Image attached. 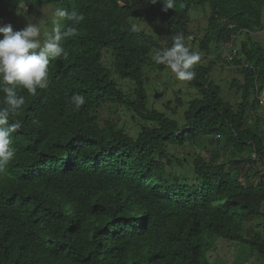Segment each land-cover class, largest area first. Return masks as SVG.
Masks as SVG:
<instances>
[{
    "label": "trees",
    "instance_id": "trees-1",
    "mask_svg": "<svg viewBox=\"0 0 264 264\" xmlns=\"http://www.w3.org/2000/svg\"><path fill=\"white\" fill-rule=\"evenodd\" d=\"M23 1L58 4L84 19L62 42L67 59L50 60L48 87L34 95L18 89L25 104L10 122L22 127L0 172V264H217L230 243L242 259L264 261V223L255 222L264 214V115L256 98L264 92V48L248 37L262 29L264 0H174L167 12L151 0H0V25ZM191 8H202L206 21L197 46L206 62L193 66L187 86L196 96L178 124L147 106L144 68L176 35L188 48L190 35L196 42ZM134 19L158 22L165 34L155 38ZM241 29L236 55L223 60L220 47ZM215 64L239 74L226 82L239 94L235 104L210 78ZM114 75L133 83L131 95ZM75 95L85 98L79 109ZM107 105L123 107L133 135L101 121ZM195 142L208 155L196 154L189 168L174 149Z\"/></svg>",
    "mask_w": 264,
    "mask_h": 264
},
{
    "label": "rangeland",
    "instance_id": "rangeland-1",
    "mask_svg": "<svg viewBox=\"0 0 264 264\" xmlns=\"http://www.w3.org/2000/svg\"><path fill=\"white\" fill-rule=\"evenodd\" d=\"M27 3V1L21 2L17 9L9 14L0 26L10 23L13 27V31H19L26 27L28 23H35L40 28V36L38 38L41 40V42H43V40L52 33V30L55 26L54 21L56 20L55 11L58 7L60 8V6L58 4H35L33 2H30L29 4ZM25 5H27V9H25ZM195 10V8H191L189 10V15H191L189 17L190 19L188 27L189 30L195 36H197V39L196 42H191L190 39L193 37V35H190L186 39L185 43L189 46L190 51L200 53L197 50L198 38L203 33L206 21L204 20L203 14L201 12L202 8H198L197 13H192ZM132 21H135L134 25L137 28L144 30L155 38L162 37L165 34L164 25L158 22H147L137 19ZM260 23L262 29L250 31L248 33V37L250 38V41H253L260 47L264 48V2L261 5ZM228 28L233 29L229 26ZM237 32L240 34L236 35V39H233L236 40V45L238 46L240 41L244 39V34L246 31L245 29H241ZM2 38V35H0V39ZM247 45L250 46L249 43ZM156 53L157 51H153L150 54L149 66L144 68V74L146 77V82H144V90L147 95V106L162 111L163 113L165 112L169 117L175 118L178 124H182L184 120L182 114L184 108L188 104V101L192 97L196 96V92L187 86V81L178 80L175 76V73H173L166 65L162 66L161 68L158 67L155 61ZM237 57H239L238 53ZM110 58V51L103 50V61L107 64ZM199 62H202L201 64H203V62L206 61L200 57L197 63ZM236 72L237 71L235 68L230 69L215 64L213 66V70H210L209 73L210 78L220 86L221 95H223V97L232 104H235V102L239 101V94L235 92L234 88L231 89L227 87L228 84L226 85V82L230 81V79L233 77L238 78L239 74ZM114 78L116 80V84H118L122 91H124L127 95H131L133 93L134 85L131 81L127 79H119L116 75H114ZM155 95L157 96L155 97ZM177 98L180 100L179 102H176ZM165 104L169 105L168 108H166ZM257 109L258 114L262 113L264 115V109L260 105L257 106ZM98 115L101 121H116L118 126H122L130 135H133L136 131V125L133 124L129 116L123 112L122 106H104L99 110ZM136 123L139 122L137 121ZM140 123L142 124L143 122ZM174 151L178 156L182 155V153L186 154L185 161L188 163L187 167L189 168L192 158L196 156V154H200L205 158H207L208 155V153L198 142H195L189 146L186 145L182 149L175 148ZM262 211L264 213V202L262 205ZM256 221H262L264 223V214L259 219H255V222ZM241 251V247L230 243L229 245L222 246L220 254L215 256L213 260L217 264H264V261H261L255 255H246L245 258L242 259Z\"/></svg>",
    "mask_w": 264,
    "mask_h": 264
},
{
    "label": "clouds",
    "instance_id": "clouds-1",
    "mask_svg": "<svg viewBox=\"0 0 264 264\" xmlns=\"http://www.w3.org/2000/svg\"><path fill=\"white\" fill-rule=\"evenodd\" d=\"M157 2L162 3L165 12L174 7V0H151L152 4ZM55 17L52 33L43 42L38 38L40 28L35 23H28L19 31H13L10 23L0 26L3 37L0 39V91L4 93L3 105L0 106V172L16 154L12 134L22 127L19 119L10 122V118L17 116L25 104V97L18 94V89L34 95L37 88L48 87L50 60L67 59L68 52L62 42L77 34L75 25L84 19L78 11L63 8L56 9ZM65 20L71 24L63 27L61 22ZM183 41L182 34L176 35L171 47L156 53L155 61L170 68L178 80L187 81L195 77L192 69L200 56L190 51ZM72 102L79 109L85 104V98L75 95Z\"/></svg>",
    "mask_w": 264,
    "mask_h": 264
},
{
    "label": "bare ground",
    "instance_id": "bare-ground-1",
    "mask_svg": "<svg viewBox=\"0 0 264 264\" xmlns=\"http://www.w3.org/2000/svg\"><path fill=\"white\" fill-rule=\"evenodd\" d=\"M25 9H27V5H25ZM229 27H233V25H230ZM233 38L236 39L235 34H231L229 40L226 43H224L219 49L220 50L219 54L221 58L225 61H230L236 55L237 52V48L235 46L236 40ZM260 96L264 99V92H259L256 95L259 105L264 109V104H261L259 101Z\"/></svg>",
    "mask_w": 264,
    "mask_h": 264
},
{
    "label": "built area",
    "instance_id": "built-area-1",
    "mask_svg": "<svg viewBox=\"0 0 264 264\" xmlns=\"http://www.w3.org/2000/svg\"><path fill=\"white\" fill-rule=\"evenodd\" d=\"M259 101L261 104H264V99L261 96L259 97Z\"/></svg>",
    "mask_w": 264,
    "mask_h": 264
},
{
    "label": "water",
    "instance_id": "water-1",
    "mask_svg": "<svg viewBox=\"0 0 264 264\" xmlns=\"http://www.w3.org/2000/svg\"><path fill=\"white\" fill-rule=\"evenodd\" d=\"M157 95H155V97H156Z\"/></svg>",
    "mask_w": 264,
    "mask_h": 264
}]
</instances>
